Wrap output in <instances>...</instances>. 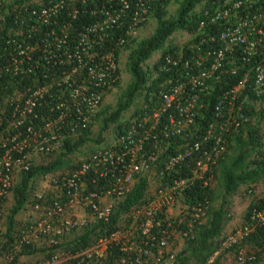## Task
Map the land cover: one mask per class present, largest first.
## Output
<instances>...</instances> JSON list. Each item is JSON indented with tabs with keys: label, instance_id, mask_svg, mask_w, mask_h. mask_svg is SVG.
Returning <instances> with one entry per match:
<instances>
[{
	"label": "built area",
	"instance_id": "2783aa9c",
	"mask_svg": "<svg viewBox=\"0 0 264 264\" xmlns=\"http://www.w3.org/2000/svg\"><path fill=\"white\" fill-rule=\"evenodd\" d=\"M154 1L0 0V248L7 242L3 202L20 178L54 162L65 143L85 133L88 138L96 127V149L40 174L50 190H37L28 200L33 211L44 208L40 227L52 250L38 264H175L176 254L166 250L175 223H186L185 236L202 223L225 134L251 123L242 109L264 93V2L226 0L204 10L195 35L206 32L201 42L208 38L217 49L200 56L186 82L161 84L157 104L131 107L101 130L97 116L105 95L120 83V65L128 63L123 55L140 43ZM149 63L152 68L155 60ZM218 70L239 81L218 94L216 124L201 129L198 95L219 84ZM222 112L227 118L220 122ZM196 133L198 139L187 138ZM178 136L185 138L175 144ZM141 181L142 197L120 210ZM193 192L202 198L194 201ZM76 207L86 218L64 217ZM260 228L264 208L254 207L246 224L221 239V250L236 247L237 264H264L263 252L258 262L242 246ZM26 232L13 233L11 245L0 251L4 264H14L21 247L32 246Z\"/></svg>",
	"mask_w": 264,
	"mask_h": 264
},
{
	"label": "trees",
	"instance_id": "16d2710c",
	"mask_svg": "<svg viewBox=\"0 0 264 264\" xmlns=\"http://www.w3.org/2000/svg\"><path fill=\"white\" fill-rule=\"evenodd\" d=\"M130 1L128 0V2ZM171 1L155 0L149 8V17H152L156 21V27L151 37L141 41L135 48L131 49L127 63L131 83L118 99L114 109L104 107L98 114L97 118L100 120L101 130H106L109 125L117 123L122 113L131 107H137L139 104L141 106V104H146L150 100L153 104H157L158 98L156 95L161 84L186 82L189 73L197 71L196 67L199 64L200 56H204L208 50L214 51L217 49V44L210 43L208 38L205 43L201 42L206 38V32L199 33V35L195 34L198 32L201 13L204 10L214 8L224 0H174L179 4L177 13L171 19H167L166 8ZM130 12L131 10L127 13L129 14ZM128 25L129 15L126 16L121 25L122 29L127 28ZM118 33L120 32L116 34ZM180 33L186 34L188 40L183 41L182 39V41L173 42L172 38ZM169 43L172 45L169 46ZM107 46H112V44L107 43ZM154 55H157L158 59L153 67L150 68V64L147 62ZM166 58L176 61V66L167 65ZM220 73L221 70H218L215 74L221 79L219 84L212 87L210 93L203 92L198 95V104L202 106L200 115H204L201 120H197L200 127L215 121L216 115H214L213 106L220 91L225 89V87L236 85L239 81V77H231ZM258 100L264 102V95L258 97ZM253 110L243 109L242 111H245V115L252 116ZM136 116L142 117V113L137 112ZM225 117V112H222L218 120L221 121ZM263 121L264 108L257 118L256 126L247 129V136L238 137L233 134L232 137L231 135L228 137L229 144L227 143L226 153L223 159L219 161L218 169L214 173V180L220 185L226 196L232 194L240 185H249L264 180V141L260 131ZM86 134L73 144L65 143V153L63 155L76 152L88 140ZM198 137L199 135L196 133L194 136H188L187 138L194 141ZM182 138L185 137L178 136L172 142L175 144L180 143ZM60 164L61 159L59 157L54 162L45 166L32 167L27 176L20 178L19 185L13 191L14 206L10 210L8 220L6 221L4 238L7 242L2 244L0 251H6L13 242L14 216L22 209L29 197L28 182L30 179L37 174L52 173L59 168ZM144 187L145 183L143 181L135 185L125 202L119 206V209L125 210L136 203L142 197ZM189 195L194 201L202 198L199 192H193ZM205 195L208 199H212V201L216 199V193L212 189H209ZM254 201L257 204V209L264 208V199L261 198ZM226 204L223 201L218 208H207L206 214L209 218L207 224L204 226L195 225L191 232L186 234L184 238L185 248L177 256L175 264H205L215 249L213 244L214 239L220 235L222 230L223 220H225V216L227 215ZM252 207H254L253 203H251L249 208L251 209ZM178 228L183 234L187 232L185 222L178 225ZM84 238L86 237L84 236ZM263 240L264 229L258 230L250 238L251 245L260 246ZM84 246L85 244L81 245V247H76V249H81ZM30 252V247L24 245L21 247L20 255L29 254Z\"/></svg>",
	"mask_w": 264,
	"mask_h": 264
},
{
	"label": "crops",
	"instance_id": "0c3cea01",
	"mask_svg": "<svg viewBox=\"0 0 264 264\" xmlns=\"http://www.w3.org/2000/svg\"><path fill=\"white\" fill-rule=\"evenodd\" d=\"M36 161V159H35ZM35 180V179H34ZM34 190H44L49 191L50 186L42 178H36L34 182ZM236 198V196H235ZM234 198V199H235ZM222 201V200H221ZM221 201L218 203L220 204ZM13 198L11 193L8 195L6 201L4 202V215L9 214V210L13 207ZM217 206V205H216ZM47 207V206H45ZM228 210V208H226ZM44 214V208L40 211H33L29 203H25L22 209L14 216V236L19 235V231L24 227H27V235L31 240L32 246L30 247L31 252L29 254L20 255L17 257L14 264H38L45 263L52 250L49 244L48 239L42 234L40 224L42 222V217ZM66 218H86L84 211L79 208L70 209L64 213ZM241 214L239 216H233L231 220H226L223 222L221 234L229 233L235 226L240 225L241 223ZM209 218L206 217V222ZM206 224V223H205ZM2 230H6V221L3 217L1 221ZM78 230H75L74 233H78ZM180 232H175L173 239L169 242L166 250L168 252L180 253L183 249L184 242L182 241V235ZM219 240H214V245H218ZM230 252H224L221 250H216L212 255L213 258L210 262L205 264H233L231 262ZM0 264H4L0 259Z\"/></svg>",
	"mask_w": 264,
	"mask_h": 264
},
{
	"label": "clouds",
	"instance_id": "9594fccd",
	"mask_svg": "<svg viewBox=\"0 0 264 264\" xmlns=\"http://www.w3.org/2000/svg\"><path fill=\"white\" fill-rule=\"evenodd\" d=\"M224 1H226V0H224ZM223 1V2H224ZM151 7V6H150ZM197 8H199V7H197ZM152 18V17H151ZM149 19V18H148ZM148 22V21H147ZM156 22V21H155ZM147 24V23H146ZM154 32V31H153ZM153 34V33H152ZM151 37V36H150ZM175 37H177L176 38V41H173V42H177V41H179V40H181L182 41V39H184V41H187L188 40V36H186V34H177V35H175ZM145 40V39H144ZM141 41H143V40H141ZM140 41V42H141ZM137 46V45H136ZM131 51V50H130ZM129 57V56H128ZM158 59V56L157 55H154L147 63H149V62H151L152 60H155V62H156V60ZM127 60H128V58H127ZM150 64V63H149ZM128 66V65H127ZM231 77H234V76H231ZM119 85V84H118ZM118 85L116 86V87H118ZM232 87V86H231ZM229 87H225V89H223L222 91H224V90H226V89H228ZM221 92V91H220ZM263 95H264V93H263ZM260 96H262V95H260ZM259 96V97H260ZM259 100H258V97H254V98H252V103L251 104H249V106L247 105V107H245V109H257V102H258ZM243 110V109H242ZM214 112V111H213ZM243 112H245V111H243ZM222 114V113H221ZM226 114V113H225ZM245 115V114H244ZM204 116V115H203ZM245 116H247V117H249L250 119H251V123L250 124H248L247 126H244V127H241V128H239V129H235V128H233V127H231V128H228V132L225 134V147H226V150H227V143H228V137H229V135H231V137L233 136V134H235L236 136H240V137H245V136H247V133H248V131H247V129L248 128H252L253 127V118H252V116H250V115H245ZM227 118V115H226V117H225V119ZM202 119V118H201ZM200 119V120H201ZM225 119H222L220 122H223ZM216 120V119H215ZM198 122V121H197ZM214 122H217V121H214ZM214 122H212V123H207V124H205V126H203V127H200L201 129H204V128H206L207 127V125H210V124H216V123H214ZM197 124H199V123H197ZM256 126V125H255ZM100 129V127H96V129ZM89 134H90V132L88 133V140L81 146V147H79L78 148V150L76 151V152H74V153H72V154H64L63 155V153H65V149H64V151L62 152V153H60V155H57L56 157H60V159H62L63 157H65V156H70V155H73V154H75V153H78L79 152V150L80 149H82L83 151H87L86 150V144L87 143H90V142H93L95 145L94 146H91L92 148H96L97 146H98V143H99V139L98 138H96V140H94V141H92V139H90V137H89ZM98 137V136H97ZM261 137H262V139H263V141H264V138H263V136L261 135ZM229 144V143H228ZM225 153H226V151H225ZM224 153V154H225ZM224 154H223V156H222V158L221 159H219L218 160V163H217V167L219 166V161L220 160H222L223 159V157H224ZM61 155H63V156H61ZM57 158V159H58ZM218 168H216V170H217ZM216 170H215V172H216ZM214 172V173H215ZM28 175V174H27ZM26 175V176H27ZM36 176V175H35ZM34 176V177H35ZM37 176H38V178L40 177V174H37ZM32 178V179H30V180H32V182H33V184L31 185V188L29 189V197L27 198V201L25 202V203H28V200H29V198H30V196L34 193V192H37V191H35L34 190V182H35V180H36V178ZM35 179V180H34ZM258 182H264V180H260V181H258ZM257 182V183H258ZM253 184H256V183H253ZM19 185V182H17V184L15 185V187H17ZM217 182L215 181V180H213V183H212V186H211V188L210 189H212V190H214L215 191V193L218 191V189H221L220 187H217ZM250 185H252V184H249V185H240L232 194H230V195H225L224 194V192H223V190L221 189L220 190V196L219 197H217V195H216V199H215V201H212V199L210 200L209 199V205H208V207L209 208H218L220 205H221V203H223V201H225L227 204H226V207L228 208V210H227V215L225 216V219L226 220H231L232 219V217L233 216H239L240 214H237V215H233V210H232V208L230 209L229 208V201H232L233 202V198H235V196H236V198L235 199H237V200H244L243 199V197L246 195V194H250V195H252L251 196V200H250V202H249V204H248V206H247V208H246V211H245V213L244 214H242L241 213V217H242V219H241V223H240V225H238V226H235L229 233H231L235 228L237 229V228H239V227H241V226H243L244 224H246L247 223V221H248V218H249V213L251 212V210L255 207V208H257V204H256V202L254 201V200H257V199H264V193H263V195H261V197H257L256 196V192L254 191L253 192V194H252V189H251V187H249ZM15 189V188H14ZM14 189H13V191H14ZM13 191L11 192V195H12V193H13ZM10 194V193H9ZM8 194V195H9ZM8 197V196H7ZM7 197L4 199V202L6 201V199H7ZM222 200V201H221ZM221 201V203L220 204H218L219 202ZM4 202H3V211H4ZM14 202V201H13ZM251 203H253V205H254V207H252L251 209L249 208L250 207V205H251ZM217 205V206H216ZM231 205H232V203H231ZM13 206H14V204H13ZM207 207V208H208ZM12 209V208H11ZM10 209V210H11ZM10 210H9V213H10ZM207 210V209H206ZM172 212H174V211H172ZM231 212V213H230ZM5 214V213H4ZM8 216H9V214L7 215V216H5V215H3V217H5V221H7L8 220ZM206 217L208 218V216H207V214H206V211H205V217L203 218V220H202V223L200 224V225H202V226H204V225H206L207 224V222H206ZM225 220H223V222H224ZM206 223V224H205ZM176 225H177V227H175V232H180L181 233V237H182V241L184 242V246H183V249L181 250V252L184 250V248H185V240H184V238L186 237L183 233H182V231L178 228V225H180L181 223H178V222H176L175 223ZM13 229H14V227H13ZM260 229H264V228H260ZM260 229H257V231L258 230H260ZM256 231V232H257ZM256 232L254 233V234H252L251 236H249L248 238H246V239H244V241L242 242V246L244 247V248H246L247 249V252H250V251H254L255 252V255H256V257H257V261L259 262H261V260H262V256H260V253H264V240L262 241V245H260V246H258V245H251V242H250V238L253 236V235H255L256 234ZM229 233H227V234H221V232H220V235L218 236V237H216L215 239H218L219 240V243H218V245L216 244V246H215V249H214V251L212 252V254L216 251V250H221V248H220V241H221V239L222 238H224L225 236H227ZM173 237H174V235L172 236V238H171V240L173 239ZM214 239V240H215ZM213 244H214V242H213ZM257 248H260L261 250H257ZM258 252H257V251ZM221 251H224V252H230L231 254H230V257H232L231 258V262H233V264H237L236 263V261H235V255H236V252H237V249H236V247H232V248H230V249H227V250H221ZM171 252V251H170ZM181 252L180 253H176V252H173V253H175L176 254V259H177V256L179 255V254H181ZM210 255L209 257H208V259L206 260V262H210L211 261V259L213 258V256L214 255ZM176 259H175V263H176ZM205 262V263H206Z\"/></svg>",
	"mask_w": 264,
	"mask_h": 264
},
{
	"label": "rangeland",
	"instance_id": "374dc122",
	"mask_svg": "<svg viewBox=\"0 0 264 264\" xmlns=\"http://www.w3.org/2000/svg\"><path fill=\"white\" fill-rule=\"evenodd\" d=\"M178 5H179L178 2H176L174 0H172L170 2V4L166 8L167 9V16H166L167 19H171L172 17H174L176 15L177 10H178ZM155 27H156L155 20L153 18L149 17L148 22L145 25V27L141 33L140 41L144 40V39H148L152 35ZM176 38L177 37L174 36L172 38V40L176 41ZM183 41H184V39H183ZM171 45L172 44L169 43V46H171ZM129 54H130V50H127V52L123 55L126 57V60L129 56ZM152 61H154V60H152ZM120 70H121V81H120L118 87H116L112 92L107 93L105 95L103 107H109L111 109H114L118 99L122 96V94L126 90L127 86L131 83V77L129 74L127 62H124V63H122V65H120ZM263 108H264V102L258 101L257 102V109H254L253 113H252V118H253V123H254L253 127H255V125L257 123V118L259 117L260 112L263 110ZM260 131H261V135L264 138V121H263L262 126L260 127ZM98 133H99V128L93 129L89 134L90 139H92V141L96 140ZM94 145L95 144L93 142L87 143L85 145L87 151H83L82 149H80L78 153L81 154V156H85L87 154V152L96 149V148L91 147ZM57 155H60V153ZM76 155H77V153L70 155V156L63 157L61 159V164L59 166H61V168H66L68 165H70L72 163V161L75 159ZM251 156H253V155H251ZM37 177L38 176L36 175L34 178H37ZM46 180L49 182L48 178H46ZM217 187H220V185L218 184ZM249 187H251V189H252V194L254 191L256 192L257 197H261V195H263V193H264V182H258L256 184L250 185ZM220 190L221 189H218V191L216 192L217 197L220 196ZM251 196L252 195H250V194H246L243 197L244 200H237V199L233 198V202L229 201V208L230 209L232 208L233 215L245 213L246 208H247V206L251 200ZM12 198L14 201L13 193H12ZM231 203H232V205H231ZM7 215H5V216H7Z\"/></svg>",
	"mask_w": 264,
	"mask_h": 264
}]
</instances>
